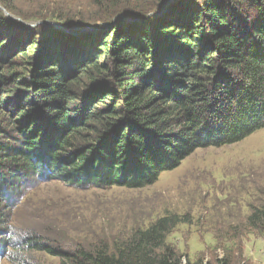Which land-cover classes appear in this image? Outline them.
Masks as SVG:
<instances>
[{
    "label": "trees",
    "instance_id": "1",
    "mask_svg": "<svg viewBox=\"0 0 264 264\" xmlns=\"http://www.w3.org/2000/svg\"><path fill=\"white\" fill-rule=\"evenodd\" d=\"M20 1L44 5L0 0V234L28 177L142 188L197 148L264 128V0H173L160 11L167 0H86L71 12ZM249 209L245 225L264 235V200ZM181 222L168 213L65 253L36 237L24 247L67 264H211L183 262L167 241Z\"/></svg>",
    "mask_w": 264,
    "mask_h": 264
},
{
    "label": "rangeland",
    "instance_id": "2",
    "mask_svg": "<svg viewBox=\"0 0 264 264\" xmlns=\"http://www.w3.org/2000/svg\"><path fill=\"white\" fill-rule=\"evenodd\" d=\"M55 1L69 4L71 12L73 5L86 0ZM17 4L26 12L44 5ZM18 21L29 27H63L47 19ZM5 47L0 48L2 54ZM20 188L13 209L6 213L7 229L0 234V264H67L59 255L24 244L36 237L55 250L67 246L65 253L68 246L107 240L168 213L186 221L167 236L183 262L219 264L227 258L231 264H264V235L245 225L249 206L264 200V128L233 144L197 148L142 188L75 187L40 177L24 179Z\"/></svg>",
    "mask_w": 264,
    "mask_h": 264
},
{
    "label": "water",
    "instance_id": "3",
    "mask_svg": "<svg viewBox=\"0 0 264 264\" xmlns=\"http://www.w3.org/2000/svg\"><path fill=\"white\" fill-rule=\"evenodd\" d=\"M173 1V0H172ZM168 2H171L170 0H167V2L166 3H164V5H163V7L161 8V9H159V11L160 10H162V9H164L166 6H167V4H168ZM5 14L8 16V17H10V18H12V19H16V17H13L11 14H9L7 11H5ZM18 19V18H17ZM19 20V19H18ZM128 20V19H127ZM38 22H40V21H38ZM56 27H58V28H63V27H61L60 25H58V24H54ZM90 28H92V27H85V28H81V30L82 31H86V30H89ZM66 31H71L70 29H68V28H64Z\"/></svg>",
    "mask_w": 264,
    "mask_h": 264
}]
</instances>
